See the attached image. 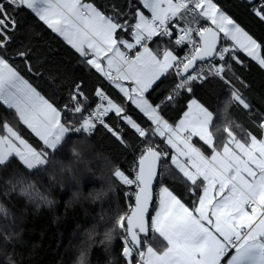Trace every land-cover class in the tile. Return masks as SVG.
<instances>
[{
	"label": "snow or ice",
	"instance_id": "1",
	"mask_svg": "<svg viewBox=\"0 0 264 264\" xmlns=\"http://www.w3.org/2000/svg\"><path fill=\"white\" fill-rule=\"evenodd\" d=\"M107 7L111 10L96 6L95 0H0V101L14 109L19 121L42 142L34 146L19 130L3 123L0 167L10 169L18 159L25 170H39L49 165L51 153L69 133L90 136L100 125L133 154L129 169L113 171L131 189L125 195L132 202L117 221L123 264H264V132L258 138L227 119L233 100L251 109L232 83V62L243 63L237 54L244 53L264 67V44L216 0H127L126 6ZM249 8L264 21V0H250ZM25 9L63 37L122 94L123 101L110 97L98 84L92 105L78 82L58 108L37 91L9 56L17 16ZM179 48L186 50L178 54ZM15 56L24 58L29 72L39 74L30 63L29 50L21 48ZM168 75L177 77L168 85L171 91L163 97L155 95L165 83L161 78ZM209 76L219 78L229 90L219 100L226 133L220 144L211 131L214 112L195 97L192 86ZM182 93L185 110L181 118L170 121L167 113ZM127 102L148 123L134 119ZM109 114L118 119L106 120ZM253 124L264 129V116ZM233 125L245 133L243 138H238ZM194 137L209 154L193 144ZM170 167L184 178V193L177 194L165 184ZM18 183L23 185V178ZM32 191V185L20 187L24 195ZM42 199L52 204L48 197ZM151 232L166 241L162 250L152 246ZM0 264L5 261L0 259Z\"/></svg>",
	"mask_w": 264,
	"mask_h": 264
},
{
	"label": "trees",
	"instance_id": "2",
	"mask_svg": "<svg viewBox=\"0 0 264 264\" xmlns=\"http://www.w3.org/2000/svg\"><path fill=\"white\" fill-rule=\"evenodd\" d=\"M222 10L228 14L245 31L253 36L258 43L264 44V22L253 15L245 0H216ZM95 4L102 9L110 4L126 6L127 0H95ZM18 28L13 35L9 56L15 63L17 70L46 99L56 107H61L68 101L69 91L75 83H82L89 95V103L94 105L97 98L92 95L97 85H102L110 97L123 101L122 95L103 77L100 76L84 58L67 45L59 36L47 28L43 22L30 10H23L17 16ZM21 48L30 51V63L34 69L29 72L24 58L15 56ZM243 61L241 64L232 62L234 76L230 74L233 85L239 89L241 95L251 105V109H244L237 103H232L229 114L245 130L252 131L259 138L263 129L253 124L259 116H264V69L244 53L237 54ZM176 79L174 75L163 77L165 81L155 95L163 97L171 91L168 85ZM159 83V82H158ZM194 95L203 102L217 117L214 130H223L225 124L220 106L221 96L229 91L219 79H207L203 84H192ZM229 100L230 96L227 97ZM185 96L182 93L180 102L172 107L167 117L170 121L181 118L185 110ZM126 108L134 119L148 123L143 114L127 102ZM79 116V114H77ZM62 115V122H63ZM118 119L111 114L109 119ZM7 123L19 130L24 138L34 146L42 144L31 130L27 129L18 119L15 112L0 102V134L4 133L2 124ZM235 131V129L233 128ZM224 132V131H223ZM134 139V138H133ZM194 144L202 151L208 148L195 141ZM49 165L39 170H25L18 159L12 168L0 167V259L8 264V257L15 264H73L77 249L84 246L87 234L93 231H104L111 226L113 219L127 210L125 193L129 186L121 184L113 171L119 167L127 170L133 162V154L123 148L103 127L87 136L85 133H69L60 148L51 153ZM76 176L84 175V192L99 195L111 188L114 191L107 197L101 196L96 206L85 205L72 208L70 192L77 186L79 180L73 183L70 172ZM35 173V174H33ZM67 180L61 187L52 178ZM172 168L165 174L164 181L175 193L186 191L185 183L174 181ZM23 178L24 184L18 181ZM16 185L15 191L12 190ZM33 186L32 194L24 195L21 186ZM43 196H52L57 203L49 207ZM22 236L18 237V234ZM11 235L10 240L3 239ZM151 242L153 238L150 233ZM121 235L115 242L111 252L96 247L91 253L92 264H106L110 257L115 258V264H123L120 254Z\"/></svg>",
	"mask_w": 264,
	"mask_h": 264
},
{
	"label": "clouds",
	"instance_id": "3",
	"mask_svg": "<svg viewBox=\"0 0 264 264\" xmlns=\"http://www.w3.org/2000/svg\"><path fill=\"white\" fill-rule=\"evenodd\" d=\"M65 171L70 172L71 176L73 177V183H75L76 180H79V183L75 188L72 189L69 195V199L73 201L71 205L72 208H75L77 206L83 207L85 205L96 206L98 201L101 199V196L107 197L111 192L114 191L113 189L109 188L99 195L91 194V190L86 193L83 189L84 175L81 174L79 176H76L75 173H71V170L61 169V172ZM52 179L60 184L61 187H64L67 183V180H57L55 176ZM48 199L52 201V204L49 207L55 206V204L57 203L55 198L49 196ZM117 221L118 217L113 219L111 222V226L104 231H93L88 233L84 246L76 250L77 255L73 264H92L91 253L95 250L96 247H101L106 252H111V250L114 248L116 240L120 238L121 235V230ZM19 236H22V233L18 234L17 238H19ZM81 255H83V259H81ZM12 264H15V261H12ZM106 264H115V258L110 257L106 261Z\"/></svg>",
	"mask_w": 264,
	"mask_h": 264
},
{
	"label": "crops",
	"instance_id": "4",
	"mask_svg": "<svg viewBox=\"0 0 264 264\" xmlns=\"http://www.w3.org/2000/svg\"><path fill=\"white\" fill-rule=\"evenodd\" d=\"M42 22V21H41ZM56 34V33H55ZM57 36H59L58 34H56ZM60 37V36H59ZM66 44H67V42L63 39V37H60ZM68 45V44H67ZM70 46V45H69ZM71 47V46H70ZM72 48V47H71ZM74 50V49H73ZM257 63V62H256ZM258 64V63H257ZM263 69H264V67H262ZM163 78V77H162ZM161 78V79H162ZM125 83H127V82H125ZM114 87V86H113ZM117 90V89H116ZM118 91V90H117ZM122 95V94H121ZM231 100V99H230ZM232 103H236L234 100L231 102V104ZM231 104H230V106L228 107V112H227V119L228 120H231V121H233L234 122V125L235 124H238L234 119H232L231 118V116H230V114H229V110H230V107H231ZM222 113H223V116H224V110L222 109ZM217 117L214 115V119H213V125H212V128H211V131H213L214 133H216L217 134V137H218V141H224V139H225V136H226V133L225 132H223V130L221 129V130H219L218 132L217 131H215L214 130V122H215V119H216ZM224 120H225V116H224ZM234 125H233V128L235 129V131H236V133H237V136H238V138H243L244 137V135H245V133L244 132H242L240 129H236L235 127H234ZM240 125V124H239ZM241 126V125H240ZM241 128L242 129H244L242 126H241ZM195 141H199V139L197 138V137H195V139L193 140V144H194V142ZM200 143H202L203 144V142L202 141H199ZM206 146V145H205ZM207 147V146H206ZM206 154H209V152L208 153H206ZM172 168V171H173V174H174V181H176V182H178V183H184V178L182 177V175L181 174H179L178 172H177V170L174 168V167H171ZM154 213H152V215H153ZM152 234H153V238H152V242H151V244H152V246L154 247V248H156L157 250H162L165 246H166V241H164L163 240V238H161V237H159V235L158 234H156V233H154V232H152Z\"/></svg>",
	"mask_w": 264,
	"mask_h": 264
},
{
	"label": "built area",
	"instance_id": "5",
	"mask_svg": "<svg viewBox=\"0 0 264 264\" xmlns=\"http://www.w3.org/2000/svg\"><path fill=\"white\" fill-rule=\"evenodd\" d=\"M263 22H264V21H263ZM150 46H151V45H150ZM185 50H186V49H184V48H179V49H177V53H178V54H179V53H183ZM206 63H207V62H205V64H206ZM205 71L207 72L208 69L205 68ZM176 79H177V77H176ZM208 79H219V78L209 76ZM193 83H195V84H201V83H198V82H193ZM110 116H111V114H109V117H106L105 119L108 120V119L110 118ZM97 126H100V125H97ZM100 127H102V126H100ZM263 131H264V129H263ZM81 133H83V132H81ZM81 133H76V134H81ZM132 188H134V186H132ZM126 198H127V205H128L129 203L132 202V199H131L130 197H126Z\"/></svg>",
	"mask_w": 264,
	"mask_h": 264
},
{
	"label": "rangeland",
	"instance_id": "6",
	"mask_svg": "<svg viewBox=\"0 0 264 264\" xmlns=\"http://www.w3.org/2000/svg\"><path fill=\"white\" fill-rule=\"evenodd\" d=\"M1 103H3L2 101H0ZM130 103V102H129ZM7 107V106H6ZM8 108V107H7ZM11 110H13L14 112H15V110L14 109H11ZM15 114H16V116L18 117V114L15 112ZM19 119V118H18ZM61 119H62V117H61ZM21 122V121H20ZM22 123V122H21ZM23 124V123H22ZM25 126V125H24ZM26 127V126H25ZM30 130V129H29ZM214 133V132H213ZM2 134H6V132H4V133H2ZM76 134V133H75ZM78 135V134H77ZM67 137V136H66ZM65 137V138H66ZM38 138V137H37ZM195 139V137L193 138V140ZM214 141H215V143L216 144H220V143H222L223 141H218V137H217V134L216 133H214ZM193 142V141H192ZM127 210H128V208H127ZM126 210V211H127Z\"/></svg>",
	"mask_w": 264,
	"mask_h": 264
},
{
	"label": "water",
	"instance_id": "7",
	"mask_svg": "<svg viewBox=\"0 0 264 264\" xmlns=\"http://www.w3.org/2000/svg\"><path fill=\"white\" fill-rule=\"evenodd\" d=\"M245 3L247 4V5H249V3H250V0H245ZM206 62V61H205ZM205 62H203V63H205ZM199 63H201V62H198V64ZM154 187H155V185H154ZM154 199H155V194H154ZM152 213H153V211H152V209L150 208L149 209V215H152Z\"/></svg>",
	"mask_w": 264,
	"mask_h": 264
}]
</instances>
